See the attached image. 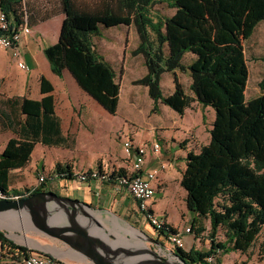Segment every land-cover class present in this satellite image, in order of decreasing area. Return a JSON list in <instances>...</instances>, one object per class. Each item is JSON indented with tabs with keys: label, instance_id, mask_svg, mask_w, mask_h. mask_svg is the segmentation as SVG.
I'll list each match as a JSON object with an SVG mask.
<instances>
[{
	"label": "trees",
	"instance_id": "obj_1",
	"mask_svg": "<svg viewBox=\"0 0 264 264\" xmlns=\"http://www.w3.org/2000/svg\"><path fill=\"white\" fill-rule=\"evenodd\" d=\"M55 2L50 10L39 0L34 16L26 0H0V10L12 20L14 29L64 14L58 43L45 48L43 54L54 75L62 78L68 71L81 90L108 114L118 111L121 87L115 67L98 53L96 39L105 30L132 26L139 38L132 56L142 57L147 69L134 85L148 89L154 112L161 104L184 116L194 102L215 111L210 143L200 153L187 155L181 180L187 208L195 215L191 231L200 238L206 231L202 221L209 220L211 247L207 252L193 248L188 252L176 249V253L186 264H209L207 259L219 252L246 254L264 231V94L246 99L249 69L245 55V43L264 22V0ZM162 2L173 15L156 14L155 7ZM187 54L195 59L185 66ZM177 71L189 74L193 97L185 93ZM167 73L174 74L175 89L170 95H164L161 87ZM41 91H53L45 78ZM22 114L27 116L33 136L10 139L0 155V191L7 194L12 171L27 167L31 161L40 119L54 116V97L24 100ZM53 174L58 179L76 178L71 165L58 164ZM118 175L127 174L121 170ZM39 192L41 189L35 193ZM220 229L225 231L224 242L216 239ZM168 233L177 232L169 228ZM161 235L167 236L164 232ZM0 242L11 253H31L9 240Z\"/></svg>",
	"mask_w": 264,
	"mask_h": 264
},
{
	"label": "crops",
	"instance_id": "obj_2",
	"mask_svg": "<svg viewBox=\"0 0 264 264\" xmlns=\"http://www.w3.org/2000/svg\"><path fill=\"white\" fill-rule=\"evenodd\" d=\"M44 1V4L46 5L47 3L46 6L50 10L52 9V5L56 3V0ZM26 3L30 5L32 16H34V13L39 11V0H26ZM64 19L65 15L59 12V14L49 20L41 23L37 21L32 23V25H27L30 29V34L23 36L19 48L21 51V59L27 65L28 71L18 67L10 51L0 49V133L3 132L11 135L10 139L32 138L33 135L29 126H27V116L22 114V104L24 100L41 101L44 97L49 95L54 97V116L40 119V123L38 124H40L41 130L36 135V145L31 155V161L27 167L12 171L9 181V192H21V190L31 189H29L27 185L28 183L30 184V182H28L29 169L32 167V169H34L33 172L36 171L37 159L45 154L44 151H46V149L49 150V152L52 150L61 151L71 149L69 137L66 132V128L68 127L66 118L69 117V119H71L72 113L65 114V116L61 114L58 108V90H66V87H69L72 93H76L94 102L92 106L93 109L90 110V117L100 120L103 118L106 119L108 116V113L97 102L81 90L68 71H64L62 78H59L52 73L47 59H44L43 50L58 43ZM138 44L131 51H134L138 47ZM104 58L113 65L111 60L106 57ZM194 59L195 57L192 54H187L183 63L185 66H188ZM179 73L180 71L176 72L177 78ZM181 73L186 74L189 78V92L186 87L180 84L183 86L185 93L193 97L190 91L191 78L188 73ZM165 75H170L174 78V74L172 73H167ZM165 75H163V77ZM42 78H45L53 87V91L50 94L42 93ZM174 89L175 85L173 79L171 89H169L166 95L172 94ZM69 106L72 110L76 111L75 105L71 103ZM160 106L163 108L164 105H158V113L162 111ZM198 108L199 103L194 102L192 107L185 111L183 117L186 116L188 110L194 111ZM214 120L215 115L214 118L208 121L205 131V133H207V138L204 140L197 134L198 127H184L177 121H173L166 125L159 123L157 127L151 125V132L149 133L151 136L149 135L141 142L137 141L135 133H130L128 136L124 137L120 136L121 143L130 139L135 146H147L148 153L143 174L154 169L159 171L157 180L153 182L156 195L150 203L151 209L155 216L162 220L168 228L178 233L185 231L187 229V224H193L195 219V215L187 208V193L181 186L182 175L186 170V158L190 152L196 154L200 153L201 149L210 143L211 137L209 131L212 129ZM103 127L102 129V127L99 126V129L103 131L105 135L109 133L116 135L114 132L108 131L105 126ZM153 144H158L160 146L159 153L154 154L151 151ZM57 152H55V154H57ZM58 164L61 163H57L55 167H53L54 169L52 168L50 171L46 167H43L42 172H53ZM71 166L74 174L93 170L78 171L73 165ZM121 166L122 167L112 168L106 166L104 168H98V170L102 172H119L124 170L127 175L132 173L131 162L123 163ZM162 166H164L165 169H162ZM43 193H52L61 198L89 205L91 209L84 210L86 216L82 215L78 217L79 225L87 229L92 237L100 239L108 250L116 251L117 249H130L132 247L135 249L147 248L151 250L154 249L161 256L166 257V252L161 251L154 243L159 242L168 246L169 244L164 243V241L167 240L166 237L159 236L155 233L154 229L143 218L139 210L138 202L124 192L116 182L105 183L99 179H90L86 182L78 181L76 178L58 179ZM175 212L177 219L172 218ZM11 230L16 233V237H11L7 234L9 237L8 240L15 246L22 247L31 253L50 257L62 264H97L88 250H78L69 242L47 237L33 229L20 230L12 228ZM131 231L137 235H134ZM195 236L191 234L183 235L184 250L186 252L193 249L198 242L199 238L195 240ZM127 240L133 241L134 244H129ZM77 243H79V241H77ZM169 247H171V245H169ZM94 251L98 255L105 257V250L97 245L94 247ZM13 253L10 252V248H4L0 242V264H13L16 260L12 257Z\"/></svg>",
	"mask_w": 264,
	"mask_h": 264
},
{
	"label": "rangeland",
	"instance_id": "obj_3",
	"mask_svg": "<svg viewBox=\"0 0 264 264\" xmlns=\"http://www.w3.org/2000/svg\"><path fill=\"white\" fill-rule=\"evenodd\" d=\"M40 1L45 2L44 0ZM155 11L158 16H171L174 13L164 2L159 3L155 7ZM138 42V34L133 26L105 30L102 36L96 39L98 53L113 62V66L117 72V81L121 87L119 108L115 115L107 114L106 119L99 120L97 118L98 120H96L90 117V110L93 109L94 102L76 93H72L69 87H66V90H58V108L61 114L65 116V114L72 113H70L72 115L71 119L69 117L66 118L68 123L66 132L71 149L57 150L59 152L54 150L49 152L46 149L44 151L45 154L37 159L36 171L33 172L34 169L32 167L29 169L28 182L30 184L27 182L29 189L37 187V180L41 175L52 173H43V167H46L50 171L57 163L73 165L78 171L94 170L106 166L108 168L122 167L123 163H129L130 160L123 152L120 136L124 137L130 133H135L137 141L141 142L150 135L151 125L157 127L159 123L166 125L177 121L184 127H198L197 134L201 136V139L207 138L205 131L208 121L214 118L215 115L211 107L199 104L198 109L194 111L188 110L185 117L180 116L167 106H163V108L160 106L162 111L159 113L154 112V104L149 97L148 89L144 86L134 85L135 81L143 78L147 73L143 58L132 56L133 51L131 50L136 47ZM245 55L249 69L246 99L249 101L264 94V87L262 86L264 85V22L259 24L251 39L245 43ZM178 78L180 83L189 92L188 76L180 72ZM173 79L170 75L163 77L161 86L165 95L171 89ZM71 103L76 106V111L70 108L69 104ZM99 126L102 129L105 126L108 131L114 132L116 135L110 133L105 135L99 129ZM10 138L11 135L3 132L0 133V154ZM51 185L48 186L51 187ZM27 192L28 190L25 189L21 190L20 193L13 191L9 193L17 196L19 194L24 195ZM172 218L177 219L176 212ZM1 223L0 219V228H2ZM202 224L206 231L199 238L194 249L207 252L211 247L209 239L211 224L207 219H204ZM191 225V223H188L186 227L190 228ZM6 230L9 236L16 237V233L13 230ZM190 234L195 236L193 230ZM196 239L198 238L195 236ZM216 239L218 242L226 240L223 229L219 230ZM127 242L131 245L134 244L131 240H127ZM164 243L169 244L167 240ZM214 264H264V231L246 254H241L240 252H219Z\"/></svg>",
	"mask_w": 264,
	"mask_h": 264
},
{
	"label": "water",
	"instance_id": "obj_4",
	"mask_svg": "<svg viewBox=\"0 0 264 264\" xmlns=\"http://www.w3.org/2000/svg\"><path fill=\"white\" fill-rule=\"evenodd\" d=\"M85 209L91 207L52 193L39 192L18 200L0 199V239H9L6 229H33L47 237L69 242L78 250H88L97 264H186L175 249L159 242L154 243L166 252V257L147 248L108 250L100 239L92 237L79 225L78 217L86 216ZM96 245L105 250V257L94 251Z\"/></svg>",
	"mask_w": 264,
	"mask_h": 264
},
{
	"label": "built area",
	"instance_id": "obj_5",
	"mask_svg": "<svg viewBox=\"0 0 264 264\" xmlns=\"http://www.w3.org/2000/svg\"><path fill=\"white\" fill-rule=\"evenodd\" d=\"M12 20H9L7 16L0 13V49L8 50L11 53L12 58L17 62L20 69L28 71L27 65L21 59V51L19 45L24 35L30 34L29 27L22 26L18 29H14ZM122 149L125 156L130 160L132 173L126 176H119L118 171H106L100 172L98 169L87 172L75 173V177L78 181L86 182L90 179H99L105 183L116 182V184L128 195L138 202L139 210L143 218L154 229L155 233L162 236L161 233L167 234L166 239L169 245L173 249H183L184 242L183 235L191 233V227L187 228L182 233L170 234L168 226L159 218L155 216L151 209V201L155 198L156 191L153 186V182L157 180L159 171L154 169L147 171L143 174L144 165L146 162V156L148 153L147 146H135L133 142L128 139L122 143ZM151 151L154 154L159 153L160 146L153 144ZM162 169H165L162 166ZM115 172V173H114ZM116 177L113 179V175ZM58 180V176L53 174L41 175L37 180V187H34L22 196H13L9 192L4 193L0 191V199L4 200H18L26 198L34 194L38 189L41 191L48 190V187ZM49 185V186H48ZM1 257V254H0ZM16 260L13 264H62L50 257L27 253L20 250H15L13 256ZM216 255L207 259L209 264H214Z\"/></svg>",
	"mask_w": 264,
	"mask_h": 264
},
{
	"label": "bare ground",
	"instance_id": "obj_6",
	"mask_svg": "<svg viewBox=\"0 0 264 264\" xmlns=\"http://www.w3.org/2000/svg\"><path fill=\"white\" fill-rule=\"evenodd\" d=\"M130 229V228H129ZM133 234H134V232L133 231H131ZM135 235V234H134Z\"/></svg>",
	"mask_w": 264,
	"mask_h": 264
}]
</instances>
